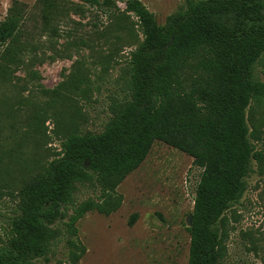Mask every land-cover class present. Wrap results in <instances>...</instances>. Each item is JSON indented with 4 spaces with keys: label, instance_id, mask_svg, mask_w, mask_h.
I'll use <instances>...</instances> for the list:
<instances>
[{
    "label": "trees",
    "instance_id": "trees-1",
    "mask_svg": "<svg viewBox=\"0 0 264 264\" xmlns=\"http://www.w3.org/2000/svg\"><path fill=\"white\" fill-rule=\"evenodd\" d=\"M76 1L102 13L119 12L112 0ZM124 5L144 37L130 57L129 99L111 107L101 133L66 137L48 167L22 185L16 194L15 238L0 248V264L48 262L61 239L70 264H77L86 253L77 224L88 213L110 216L120 208L116 189L155 142L189 156L201 170L187 228L188 264H221L215 227L246 192L254 156L250 140L258 139L248 122L252 106L264 100V83L253 72L264 56V0H186V9L165 29L139 1ZM74 7L66 0H36L33 8L12 0L0 22L1 82L35 49L25 30L32 9L37 33L58 37L61 25L78 15ZM84 81L77 74L52 94L83 93ZM85 186L99 195L77 203L78 188ZM135 220L132 216L128 226Z\"/></svg>",
    "mask_w": 264,
    "mask_h": 264
},
{
    "label": "rangeland",
    "instance_id": "rangeland-1",
    "mask_svg": "<svg viewBox=\"0 0 264 264\" xmlns=\"http://www.w3.org/2000/svg\"><path fill=\"white\" fill-rule=\"evenodd\" d=\"M17 1L33 8L36 0ZM66 1L78 15L61 25L58 37L37 33V12L32 9L25 30L35 49L11 67L7 82L0 81V248L15 238L16 194L22 185L48 167L66 137L101 133L111 107L129 99L130 57L144 44L137 19L124 13L125 0H112L119 12L108 13ZM137 1L162 29L186 9V0ZM11 3L0 0V22ZM253 72L264 83V56ZM77 74L85 80L83 93L65 92V98L52 94ZM248 126L258 139L250 140L254 156L247 189L215 227L221 264H264V100L252 106ZM200 175L192 158L155 142L144 162L116 189L120 208L110 216L88 213L77 224L78 240L86 249L77 264H188L187 220ZM98 195L96 189L79 187L75 200H96ZM132 216L136 220L130 227ZM68 254L61 239L48 262L37 259L32 264H70Z\"/></svg>",
    "mask_w": 264,
    "mask_h": 264
},
{
    "label": "water",
    "instance_id": "water-1",
    "mask_svg": "<svg viewBox=\"0 0 264 264\" xmlns=\"http://www.w3.org/2000/svg\"><path fill=\"white\" fill-rule=\"evenodd\" d=\"M191 220H192V216L190 215V216L188 217V220H187L188 228L191 226Z\"/></svg>",
    "mask_w": 264,
    "mask_h": 264
}]
</instances>
